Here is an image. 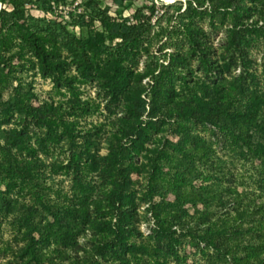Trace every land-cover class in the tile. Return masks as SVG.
I'll return each mask as SVG.
<instances>
[{
	"label": "trees",
	"instance_id": "1",
	"mask_svg": "<svg viewBox=\"0 0 264 264\" xmlns=\"http://www.w3.org/2000/svg\"><path fill=\"white\" fill-rule=\"evenodd\" d=\"M75 1L0 0L4 264H264V0Z\"/></svg>",
	"mask_w": 264,
	"mask_h": 264
},
{
	"label": "rangeland",
	"instance_id": "2",
	"mask_svg": "<svg viewBox=\"0 0 264 264\" xmlns=\"http://www.w3.org/2000/svg\"><path fill=\"white\" fill-rule=\"evenodd\" d=\"M79 1V0H77ZM104 2L108 3L110 0H103ZM176 0H157L158 2V6H159V15H161V6L162 5H170L173 4ZM183 2H185L186 0H181ZM1 8V5H0ZM132 13V11H126L125 12V16H129ZM35 15H37L36 12H34ZM201 25L204 27V29L211 35V41L212 43L219 48L222 44H223V39L225 38V30L227 26H224L221 28V30H219V32L214 35L213 33H211V29L209 27V19H204L203 21H201ZM76 31L78 32L79 30L76 29ZM159 45H155L152 48V52L157 54V50H158ZM263 50H264V44L260 43L256 46L255 49H253V58L255 59V66L257 69V76L260 79L261 85H262V89L264 91V67L262 65V54H263ZM144 61H145V57L143 56L140 60L139 63V70H143L145 65H144ZM240 70H237L235 72V74H239ZM32 74H27L25 76L26 81L30 82L33 81V85L35 88L36 93H38L42 98L46 97V93L52 90V83L50 81H46L41 79L39 76L35 77L32 79ZM149 82V78H147L146 80H144V83H148ZM84 92L85 94L83 95V98H86L87 96H91L92 98H95L97 96L96 94V88H94V86H87L84 87ZM101 103H103L102 105L104 106L105 101L101 100ZM105 122L106 119L104 118V116H95V117H91L89 119H87V123L91 124L93 123H101V122ZM202 132V131H201ZM203 133V132H202ZM203 135L208 138L210 137V134L207 133H203ZM105 152L104 150L102 151V153ZM220 154L222 156H224L225 159L229 160L230 158L225 155L224 152H220ZM64 156H61V159H63ZM236 173L241 174L243 176H245V180L251 184V180L249 179L250 175L254 172L252 170H250V163H246L245 165H243L242 161H239L236 163V168L234 169ZM58 181L62 180L63 182L61 183L63 187L68 188L70 186V181L68 178H64V177H58L56 178ZM140 189V186L136 187V191H138ZM157 201L159 199H156ZM147 208V205L145 204H140L139 205V214H140V223H139V228L140 231L143 233L144 236H148L151 233V228L153 227V219L151 217V214H147L145 213V210ZM149 220V221H148ZM4 237L5 240H9L11 233L10 231H8L7 226H4L2 228V230L0 231ZM79 242L81 244H84V239H80ZM196 260L199 259V257L195 258ZM201 260V259H200ZM5 259H3L0 256V264H4ZM200 264H204V261L201 260Z\"/></svg>",
	"mask_w": 264,
	"mask_h": 264
},
{
	"label": "built area",
	"instance_id": "3",
	"mask_svg": "<svg viewBox=\"0 0 264 264\" xmlns=\"http://www.w3.org/2000/svg\"><path fill=\"white\" fill-rule=\"evenodd\" d=\"M157 2V0H156ZM158 4V2H157ZM81 2L80 1H75V2H70V4H67V5H59V6H53L54 8V12H55V15H59L61 17H64V18H68L70 16V13H81L82 9H81ZM37 14H41V16H43L44 14L43 13H39V12H36ZM47 17H52L51 15H47Z\"/></svg>",
	"mask_w": 264,
	"mask_h": 264
}]
</instances>
